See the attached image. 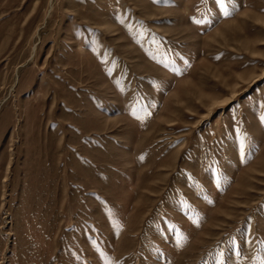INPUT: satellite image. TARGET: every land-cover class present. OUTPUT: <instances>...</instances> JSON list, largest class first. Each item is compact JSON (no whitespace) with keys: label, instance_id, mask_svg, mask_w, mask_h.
<instances>
[{"label":"rangeland","instance_id":"rangeland-1","mask_svg":"<svg viewBox=\"0 0 264 264\" xmlns=\"http://www.w3.org/2000/svg\"><path fill=\"white\" fill-rule=\"evenodd\" d=\"M0 264H264V0H0Z\"/></svg>","mask_w":264,"mask_h":264}]
</instances>
